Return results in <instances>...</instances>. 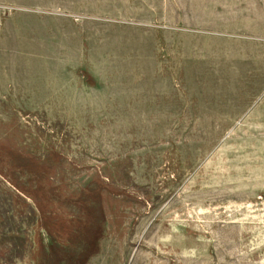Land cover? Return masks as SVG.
<instances>
[{"label":"rangeland","instance_id":"obj_1","mask_svg":"<svg viewBox=\"0 0 264 264\" xmlns=\"http://www.w3.org/2000/svg\"><path fill=\"white\" fill-rule=\"evenodd\" d=\"M0 264H264V0H0Z\"/></svg>","mask_w":264,"mask_h":264}]
</instances>
